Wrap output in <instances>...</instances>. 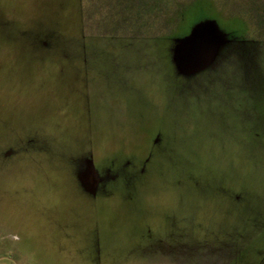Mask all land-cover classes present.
<instances>
[{
	"label": "rangeland",
	"instance_id": "obj_1",
	"mask_svg": "<svg viewBox=\"0 0 264 264\" xmlns=\"http://www.w3.org/2000/svg\"><path fill=\"white\" fill-rule=\"evenodd\" d=\"M0 264H264V0H0Z\"/></svg>",
	"mask_w": 264,
	"mask_h": 264
},
{
	"label": "water",
	"instance_id": "obj_2",
	"mask_svg": "<svg viewBox=\"0 0 264 264\" xmlns=\"http://www.w3.org/2000/svg\"><path fill=\"white\" fill-rule=\"evenodd\" d=\"M214 36V30L210 31L209 27L199 23L189 35L177 39L178 44L174 49L177 69L181 73L191 74L190 69L203 68L215 55L216 40H212Z\"/></svg>",
	"mask_w": 264,
	"mask_h": 264
},
{
	"label": "flooded vegetation",
	"instance_id": "obj_3",
	"mask_svg": "<svg viewBox=\"0 0 264 264\" xmlns=\"http://www.w3.org/2000/svg\"><path fill=\"white\" fill-rule=\"evenodd\" d=\"M201 20H203V19H201ZM201 20H198L196 23L200 22Z\"/></svg>",
	"mask_w": 264,
	"mask_h": 264
}]
</instances>
